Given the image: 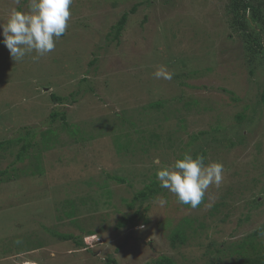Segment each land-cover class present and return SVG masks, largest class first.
Returning a JSON list of instances; mask_svg holds the SVG:
<instances>
[{"label": "rangeland", "instance_id": "1", "mask_svg": "<svg viewBox=\"0 0 264 264\" xmlns=\"http://www.w3.org/2000/svg\"><path fill=\"white\" fill-rule=\"evenodd\" d=\"M251 1L264 14V0ZM229 4L73 0L54 51L18 63L0 29V141L34 135L22 160L25 141L0 149V264H104L108 255L115 264H153L161 255L176 264H230L241 258L232 249L257 230L255 242L264 244L263 57L248 60ZM13 7L27 10V0H0V23ZM124 12L118 41L107 40ZM251 24L264 46V26ZM161 65L172 80L154 78ZM53 110L66 123L49 124ZM202 149L206 164L223 163L224 180L198 207L163 189L128 208L158 167ZM157 196L168 203L160 207ZM136 208L148 221L116 229ZM183 218L192 228L173 246L170 231Z\"/></svg>", "mask_w": 264, "mask_h": 264}, {"label": "clouds", "instance_id": "2", "mask_svg": "<svg viewBox=\"0 0 264 264\" xmlns=\"http://www.w3.org/2000/svg\"><path fill=\"white\" fill-rule=\"evenodd\" d=\"M19 5L21 0H16ZM73 0H27V10L13 7L6 22L0 23L3 44L18 63L35 52L34 61L54 51L56 41L66 32ZM154 78L172 80L175 73L164 65L153 73ZM157 165L159 160L154 161ZM156 179L162 189L172 193L181 205L198 207L211 186L219 188L224 180V165L219 161L205 163V157L185 152L173 164L157 168ZM155 203L164 207L161 196ZM142 227V226H141ZM264 235V233H262Z\"/></svg>", "mask_w": 264, "mask_h": 264}, {"label": "trees", "instance_id": "3", "mask_svg": "<svg viewBox=\"0 0 264 264\" xmlns=\"http://www.w3.org/2000/svg\"><path fill=\"white\" fill-rule=\"evenodd\" d=\"M262 4H256L254 5L251 0H230L228 12L231 18V23L233 26H235L238 31L239 35L243 41L245 53L247 55L248 60L252 64L254 61V58L256 55L261 54L263 59L260 60L259 64L262 65V68L264 69V46L260 43V33L254 27L252 26L251 22L256 23L259 25V23L264 26V14L261 11ZM136 10V6L133 5L130 9V12L133 13ZM129 12V11H128ZM128 12H124L120 18L117 20L115 25L111 27V31L106 35V39L116 40L118 41V38L120 37V34L123 30V27L127 21L128 18ZM3 38V35L1 34V39ZM95 60H92L90 64L94 63ZM85 79H83L84 81ZM261 99L264 101V89L261 93ZM51 98L56 102H61L63 98H61L58 95L51 94ZM60 119L63 123H66V114L63 111L53 110L49 114V124H53L57 119ZM208 132L201 131L199 132V135L206 134ZM31 133L30 130H26L25 134L17 137L8 139L5 141H0V149H3L12 143H19L22 141H25L19 150V152L16 154V160H22L25 156L28 149L32 146V138H30ZM193 139L197 138V135L192 136ZM31 139V140H30ZM212 140H216L215 138ZM231 144V143H230ZM201 155L204 154L203 149L201 150ZM7 173V170H4L1 175H4ZM110 178L118 181V182H124L123 178H119L114 175L108 174ZM2 177V176H1ZM0 177V181H1ZM11 178V176H9ZM8 177V179H9ZM13 177V176H12ZM162 188L159 186L158 180H151L149 184H146L143 189H140L134 194L133 198L128 202L127 206L128 208H132L135 202H140V205L145 200L152 198L156 196L158 193L162 192ZM70 216V214H68ZM137 220H141L143 223L147 222L148 220L144 217V215L139 211L138 208L131 214V215H122L116 224V229L128 226L132 227L135 225ZM77 226L78 224L75 223ZM185 225V226H184ZM192 221L189 218H183L179 226H176L174 230L170 231L169 234V240L171 245L175 244H183L186 240L185 236V230L192 228ZM261 230H257L253 235L249 237L248 240H245L239 244H236V247L232 249V252L235 254H238L241 256L240 259L235 260L234 262L230 264H264V244L260 245L261 247H258V243L255 242V237L257 234H259ZM84 233L91 235L93 234V231L91 229L84 230ZM52 234H55L63 241L70 240L74 243V245L79 246L83 242V236L81 235H75V234H60L57 232H53ZM153 264H176L174 260L167 256V255H161L158 256L154 261ZM116 260L115 258L110 257L109 255L106 256L105 263L104 264H115Z\"/></svg>", "mask_w": 264, "mask_h": 264}, {"label": "water", "instance_id": "4", "mask_svg": "<svg viewBox=\"0 0 264 264\" xmlns=\"http://www.w3.org/2000/svg\"><path fill=\"white\" fill-rule=\"evenodd\" d=\"M30 264V263H29Z\"/></svg>", "mask_w": 264, "mask_h": 264}]
</instances>
